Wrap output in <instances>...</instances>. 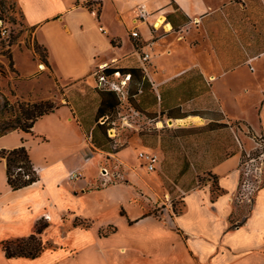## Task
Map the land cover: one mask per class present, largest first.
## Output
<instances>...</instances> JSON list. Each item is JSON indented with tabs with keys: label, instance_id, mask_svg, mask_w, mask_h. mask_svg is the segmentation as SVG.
I'll return each mask as SVG.
<instances>
[{
	"label": "crops",
	"instance_id": "crops-1",
	"mask_svg": "<svg viewBox=\"0 0 264 264\" xmlns=\"http://www.w3.org/2000/svg\"><path fill=\"white\" fill-rule=\"evenodd\" d=\"M15 1L66 99L37 119L31 132L10 131L20 134L8 148L36 132L42 142L54 137L66 149L51 167L48 157L34 161L39 179L17 190L7 185L0 158V264H264V186L252 205L235 201L241 147L251 143L232 125L237 121L264 136V72L255 64L264 57V0H90L89 7L88 0ZM142 7L149 13L145 21L138 18ZM160 15L163 27L153 28ZM134 30L138 38L131 36ZM144 52L149 59L143 62ZM102 64L142 70L134 105L96 87L94 72ZM126 105L153 121L154 145L148 148L159 156L155 170L177 149L183 162L177 172L195 174L191 184L176 185V212L157 214L153 202L150 208L138 201L145 178L125 155L133 132L125 118L119 137L124 145L106 154L128 167L137 184L102 185L100 170L92 174L100 161L89 157L90 146L105 137L98 124L110 127ZM215 124L223 126L211 130L222 140L207 135L206 127ZM75 172L79 176L72 178ZM109 194L114 202L93 197ZM149 195L157 197L152 190ZM88 196L89 202L76 204ZM42 218L48 225L40 238L48 247L34 258H6L1 241L33 233ZM75 218L89 226L75 225Z\"/></svg>",
	"mask_w": 264,
	"mask_h": 264
},
{
	"label": "rangeland",
	"instance_id": "rangeland-1",
	"mask_svg": "<svg viewBox=\"0 0 264 264\" xmlns=\"http://www.w3.org/2000/svg\"><path fill=\"white\" fill-rule=\"evenodd\" d=\"M86 7H89V5ZM93 7L98 8V2H96ZM1 28H5L6 33L4 35L0 34V101L2 100L1 96H5L11 102L16 100L31 102L49 100L57 105L64 103L66 96L64 95L63 87L55 81L52 74L46 69V65L44 63L46 57L45 48L37 43L33 29L25 26L23 22V15L15 0H0V29ZM261 38L262 37L259 35L256 36L258 43H261ZM40 64L42 65V68L39 67ZM255 64L264 72V57L257 60ZM29 68H32V71L28 72L27 70ZM119 74L120 77L118 79L115 77L117 80L123 78V74ZM133 99L135 100V98ZM120 109L122 110L121 115L115 114L113 117V119H115V130L110 133L113 134L115 132L116 134L115 138L118 139L116 141L117 150L124 145L123 141L119 140V137H123L125 134V126L127 129L129 128V130L133 129V132L128 133V142L130 143L125 155L128 157L132 168L137 171L138 177L145 178L144 191L140 188L138 189V191L141 192V199L138 201L146 202L147 205H150V208H153V206H151V203L153 202L155 207L152 211L157 214L158 211L161 210L162 206H165V204H168L170 209L176 212L180 208V198L176 196L181 193L177 189L176 185L191 184V180L193 181L195 174L192 176H183L180 172H177L179 165L183 164L182 159L179 157V154L181 153L177 149L171 158L162 159L161 165L157 171H148L145 166V162L138 156V153L139 151L150 152L151 149L148 147L154 145L153 136L155 135V127L153 121L147 117H141V115L139 118H137V116H127V123L132 125H130V127L129 125L124 126L122 125L123 122L120 117H122V115L126 116L132 112L129 110L128 105L124 106L123 109ZM135 125H137V129ZM232 125L235 129H237L238 134H241L240 130L244 133L251 134L250 131H248L245 127H242V125L237 121L232 122ZM164 126H166V123H164ZM213 127L217 129V127L223 126H219V124L208 125L206 127L207 135L210 139L218 138V140H222L223 136L220 134H216L214 137V133L211 131L214 129ZM17 134L20 133L8 132L0 136V149H10L8 146L17 140ZM231 136L233 138V134H231ZM139 138L141 139L139 140ZM103 139L102 144L95 147L90 146V150L88 152L89 157L97 155V158L100 161V167L98 163H95L92 167V174L95 177L97 176L99 170H101L100 168L104 167L108 170H112L115 168L116 164L120 163L111 155L106 154L107 150H114L112 148V143L108 142L105 137ZM23 140H26V146L29 149L32 162H40L44 159V157H48L49 167L56 163V158L66 149V147L59 143L54 137L50 138L48 142H42V140L38 139L36 132L32 137L24 138V136H20L19 141ZM213 144L214 142L211 141L208 145L213 146ZM233 144L235 146L234 153L239 155L240 149L234 138ZM178 145L180 146V144ZM167 165L169 166V171L165 168ZM119 167L124 173V178L119 179L118 181L116 180V183L121 184L122 186L129 184L136 185L137 181L135 180V177L130 175L131 171L129 168L123 166L122 164ZM71 176L72 178H77L79 173L75 172ZM206 177L213 182V178H211V176L205 175L204 178ZM199 179L202 181L200 176ZM101 181L102 179L100 182ZM98 183H94L95 186L98 185ZM110 184L111 182L106 185ZM4 185V172L0 164V191ZM151 190L156 193L157 197H151L149 195ZM167 191L169 192V196L165 195ZM93 197L98 201L104 199L108 200L107 202H114L113 197L110 194L107 196L94 195ZM78 202H89V196L86 200L85 198L78 200L76 204H78ZM123 202H125V200H123ZM133 202L136 201L133 200Z\"/></svg>",
	"mask_w": 264,
	"mask_h": 264
},
{
	"label": "trees",
	"instance_id": "trees-1",
	"mask_svg": "<svg viewBox=\"0 0 264 264\" xmlns=\"http://www.w3.org/2000/svg\"><path fill=\"white\" fill-rule=\"evenodd\" d=\"M92 1H87L85 5H89ZM114 72H119L122 74H129V89L127 99L134 105V97L140 93L143 87V73L139 68H127L119 69L108 67L106 69L107 74H112ZM140 90V91H139ZM0 101V136L13 131L20 130L22 132L28 133L32 131V127L37 119L41 116L53 112L59 105L51 102L49 100L40 101H19L16 100L11 102L5 96H1ZM103 115L99 111L98 118ZM101 128L105 138L106 130L108 126L104 123L98 124ZM107 141L109 142L108 138ZM96 144V141L93 140ZM0 158L5 161V177L6 183L11 190H17L28 186L39 179V175L34 168V164L30 158L29 150L27 146L22 141V144L10 148L0 149ZM213 186L215 181L212 182ZM75 225H81L83 227H88L89 223H84L81 219L75 218ZM48 225L44 218L39 219L36 223V227L33 233L19 238H6L1 241V248L3 255L6 258L11 257H27L34 258L39 253L48 247L41 238L40 233ZM112 231V228H108L105 232H100L101 235H105Z\"/></svg>",
	"mask_w": 264,
	"mask_h": 264
},
{
	"label": "built area",
	"instance_id": "built-area-1",
	"mask_svg": "<svg viewBox=\"0 0 264 264\" xmlns=\"http://www.w3.org/2000/svg\"><path fill=\"white\" fill-rule=\"evenodd\" d=\"M149 13L145 8H140L138 12V18L140 21H145ZM157 18L152 21L153 28L163 27L162 22L159 26H156ZM6 33L5 28L0 29V34L4 35ZM131 36L138 38L139 34L137 31H131ZM149 54L144 52L141 55V60L148 61ZM109 66L107 64H102L98 66L95 70L94 75L96 77V87L105 90H112L116 92L120 100H126L128 96L130 75L123 74V78L117 80L120 77L119 72H114L112 74H107L106 69ZM117 79H116V78ZM140 91V90H139ZM132 113L128 115H122V118L127 119V116H132L139 118L140 113L133 109H129ZM115 122L107 128L108 138L111 140L113 150H116L117 140L115 132L110 133L111 130H115ZM247 138L250 140V146L248 148H242L241 157L238 162V182L235 190L234 199L240 204L252 205L257 192L264 186V136L260 133L258 134H246ZM138 156L145 162V166L148 171H154L159 160V156L156 152H139ZM121 164L115 165V168L108 170L102 167L100 170V177L102 179L101 184L105 185L107 183L115 184L119 179L124 178L123 171L120 170ZM72 177V176H71ZM117 180V181H116ZM147 198L145 195H143ZM160 212L162 214L169 212L170 207L168 204L162 206Z\"/></svg>",
	"mask_w": 264,
	"mask_h": 264
},
{
	"label": "bare ground",
	"instance_id": "bare-ground-1",
	"mask_svg": "<svg viewBox=\"0 0 264 264\" xmlns=\"http://www.w3.org/2000/svg\"><path fill=\"white\" fill-rule=\"evenodd\" d=\"M162 22H164V17L160 15L158 17V19H157L156 26H159ZM165 26H166V28L169 29V25L168 24H166ZM39 67L42 68V65L40 64ZM112 131L113 130H111L110 132H112Z\"/></svg>",
	"mask_w": 264,
	"mask_h": 264
}]
</instances>
